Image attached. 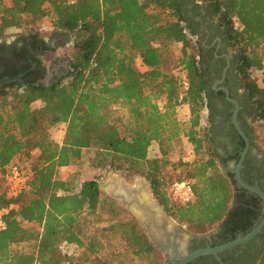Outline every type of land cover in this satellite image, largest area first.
Listing matches in <instances>:
<instances>
[{"label":"trees","instance_id":"trees-1","mask_svg":"<svg viewBox=\"0 0 264 264\" xmlns=\"http://www.w3.org/2000/svg\"><path fill=\"white\" fill-rule=\"evenodd\" d=\"M196 2L209 9L230 50L238 53L242 88L254 110L251 128L264 140V64L257 65L263 86L245 81L251 55L264 45V0ZM185 4L186 0H0V37L29 15L49 21L54 32H68L75 40L67 57L70 69L58 82L11 84L0 90V264H75L61 254V243L65 248L86 244L84 264H110L100 255L97 241L81 234L80 223L86 212L101 213L107 206L111 215H118L120 204L100 189L102 177L78 182V174L66 178L61 173L90 150H96L93 169L149 180L153 198L167 214L197 234L230 220L231 231H250L258 213L249 201L235 200L246 195L238 192L234 173L220 168L203 47L187 23ZM186 30L196 36L195 42ZM174 45H181L179 56ZM137 59L145 70L138 68ZM181 73L190 83L182 100ZM38 100L42 107L32 108ZM183 107L190 111L188 120L179 118ZM121 108L129 113L127 122L120 117ZM57 124L65 127L62 144L50 135ZM182 142L190 143L192 159L180 161L189 169L178 178L193 182L195 199L177 207L168 196L173 178L162 181L158 176V157L166 158L173 145ZM155 145L159 156L150 159ZM21 158L29 164L27 178L12 186L5 171L12 164L21 165ZM72 183H80V189L75 191ZM107 228L121 232L133 259L147 258L141 264H165L137 219L115 221ZM259 264H264V253Z\"/></svg>","mask_w":264,"mask_h":264},{"label":"flooded vegetation","instance_id":"flooded-vegetation-1","mask_svg":"<svg viewBox=\"0 0 264 264\" xmlns=\"http://www.w3.org/2000/svg\"><path fill=\"white\" fill-rule=\"evenodd\" d=\"M192 24L203 47L202 65L207 81L209 115L214 148L219 161L225 171H230L229 173H234L235 176L236 167L246 145L233 123L235 104L229 100L230 98L238 103L237 121L250 143L249 151L240 169L241 177L245 183L257 186L264 192V152L256 147L252 140V128L249 121L252 119L254 110L248 91L242 89L240 84L238 53L230 50L226 35L218 21L198 19ZM48 38L33 30L11 39L5 36L0 37V81L20 76L19 79L2 84L0 90L11 84L37 85L46 81L48 85H53L67 75L70 69L68 58L56 57L48 66L45 65L44 58L69 45L71 34L54 32ZM234 178L236 180V177ZM238 187V192L245 193L246 197H236L235 200L249 201L250 207L258 213L257 218L252 219L250 231L245 234L247 235L264 219V201L239 184ZM237 204L239 203L234 205ZM231 226L230 220L206 233L191 234L188 253L202 248H214L245 236L240 228H234L231 231ZM263 253L264 227L259 234L244 244L226 249L217 255L198 256L187 264H259Z\"/></svg>","mask_w":264,"mask_h":264},{"label":"rangeland","instance_id":"rangeland-1","mask_svg":"<svg viewBox=\"0 0 264 264\" xmlns=\"http://www.w3.org/2000/svg\"><path fill=\"white\" fill-rule=\"evenodd\" d=\"M194 0H186V7L187 11L190 13L196 12V9H194ZM198 10V9H197ZM204 11V20L209 19L213 22H215V19L208 10L205 9H199V12ZM30 30H33L37 33H40L44 37L48 38L51 34L54 33V28L51 26L50 22L47 20H41V19H34L29 15H24L23 18L20 20V25L17 27H12L6 30L5 34L3 36L8 37L9 39L15 38L17 35H20L22 33L28 32ZM49 39V38H48ZM74 37L71 36V41L69 45L66 47H63L56 51L53 54L47 55L45 60V65H50V62L53 59H56V57H68L72 46L74 45ZM180 49L181 45H174L173 51L176 56L180 55ZM252 60V67L249 71V78L245 81H253L257 83L259 86H263L261 71L257 69V65L259 63L264 64V45L261 46L254 54L251 55ZM137 66L138 68L143 71L145 68L141 65V62L139 59H137ZM240 84L242 87V81L240 76ZM243 89V88H242ZM159 104L162 105L163 101L160 100ZM43 102L38 100L32 104V108L38 109L42 107ZM182 113V112H181ZM121 119L124 122L128 121L129 113L126 108L120 109ZM113 116V115H112ZM250 125L252 127V120L249 121ZM65 134V127L64 125L57 124L53 126L50 129V135L54 141H56L59 144H62ZM252 140L256 147H258L262 152H264V140L257 139L255 137V132L252 130ZM173 149L169 152L168 156L166 158H163L162 156H159V149L156 148V145L151 148L150 152V159H154V157H158L159 160V167L160 172H158V176L160 180H166L168 177L172 178H178L180 176H184L186 172L187 165H181L179 164L180 161L182 163H189V144L182 142L181 144L173 145ZM96 150H90L85 151L82 158L76 162L73 163L72 166L68 168L62 169L61 173L63 177H68L69 175L78 174V182L81 180L90 179L92 177H101L103 178V181L107 179L109 172L113 170H104V169H93L91 167V163L93 159L95 158ZM165 159H168V165L162 166V161L164 162ZM20 164L23 166L24 173L28 172V161L21 158L18 160ZM172 164V165H169ZM189 165V164H188ZM220 168L225 174H228V171H225V168L221 163H219ZM189 169V166L188 168ZM227 170V169H226ZM144 171L148 172V166L144 167ZM115 174L119 175L120 177H123L127 180L128 183L133 184L136 180L144 177L139 176H131L127 177L125 174H122L121 172H115ZM147 180V179H146ZM101 181V180H100ZM149 181V180H148ZM76 186L75 191H78L80 189V183H72ZM104 194L109 196L105 190H103ZM153 195V193H152ZM110 197V196H109ZM118 202V201H117ZM119 204V203H118ZM121 206V205H120ZM111 208L110 206H107L103 211L97 210L96 212L90 213L86 212L82 215L81 219V234L87 237V241L90 238H94L100 248V255L108 261L110 264H141L143 262H146V257L139 256L135 257L133 259L131 253L128 252V248L126 245V241L121 235V232L119 230L116 231H109L107 227L111 225L115 221H127L131 220L133 218L136 219L135 215L128 211L127 209L123 208L121 206V209L119 210L118 215H111ZM172 218V217H171ZM173 219V218H172ZM175 220V219H173ZM180 225L184 226L187 231H189L190 234H197L196 232L192 231L189 226L185 223H180L178 220H175ZM87 243V242H86ZM28 246L27 244H25ZM86 248V244L82 247H78L74 244H71L67 248L64 247L63 243L59 246V249L61 251L62 255H67L70 259H72L77 264H84L83 256L81 255ZM67 253V254H65ZM161 253V252H160ZM163 261L165 264H168V261L164 258L163 254L161 253Z\"/></svg>","mask_w":264,"mask_h":264},{"label":"water","instance_id":"water-1","mask_svg":"<svg viewBox=\"0 0 264 264\" xmlns=\"http://www.w3.org/2000/svg\"><path fill=\"white\" fill-rule=\"evenodd\" d=\"M17 78H6L0 81V86L4 83L12 82ZM44 85L48 86L46 81ZM39 85V84H37ZM227 92V90H226ZM229 100L235 104L233 114V123L245 141V148L241 153V159L236 167L235 177L237 183L251 193L257 194L264 201V192L255 186H251L244 182L241 177L240 169L242 168L243 160L249 151L250 143L248 137L242 131L237 121L238 103L237 101ZM100 189L105 190L106 193L125 209L133 213L142 227L143 231L147 234L149 239L163 254L168 264H187L194 258L222 252L226 249L236 247L244 244L253 239L259 234L264 227V219L260 224L254 228L250 233L241 236L229 243L211 248H202L188 253V244L191 238L189 231L184 226L177 223L171 218L160 204V202L153 198L152 183L146 179L140 178L133 184L128 183L127 180L113 171L109 172L107 179L99 185Z\"/></svg>","mask_w":264,"mask_h":264},{"label":"built area","instance_id":"built-area-1","mask_svg":"<svg viewBox=\"0 0 264 264\" xmlns=\"http://www.w3.org/2000/svg\"><path fill=\"white\" fill-rule=\"evenodd\" d=\"M185 33L190 40L196 41V36L191 35L189 30H186ZM179 81L181 85L180 100H182L190 85L187 74L181 73ZM5 178L9 184L17 186L25 182L27 176L21 165L12 164L6 168ZM168 196L177 207L189 205L195 199L193 182L190 179L173 178L168 186Z\"/></svg>","mask_w":264,"mask_h":264},{"label":"crops","instance_id":"crops-1","mask_svg":"<svg viewBox=\"0 0 264 264\" xmlns=\"http://www.w3.org/2000/svg\"><path fill=\"white\" fill-rule=\"evenodd\" d=\"M194 5V9H196V12H194V13H190V12H188L187 11V7H186V5H185V7H184V11H185V15H186V17H187V23H188V25H189V23H193V21H195V20H198V19H200V20H204V11H201V12H199V9L201 10V9H205V10H208L209 11V9L207 8V7H204V6H198V3L196 2V0H194V3H193ZM198 9V10H197ZM210 12V11H209ZM211 13V12H210ZM197 22V21H196ZM193 25V24H192ZM181 117H179L181 120H188L189 118H190V111H188V109H187V107H183V109H182V115H180ZM184 142H186V140H184ZM188 143V142H187ZM192 159V147H191V145H190V143H189V160H191Z\"/></svg>","mask_w":264,"mask_h":264}]
</instances>
